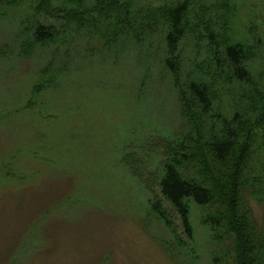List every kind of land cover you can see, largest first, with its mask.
<instances>
[{
	"label": "rangeland",
	"instance_id": "rangeland-1",
	"mask_svg": "<svg viewBox=\"0 0 264 264\" xmlns=\"http://www.w3.org/2000/svg\"><path fill=\"white\" fill-rule=\"evenodd\" d=\"M229 4L231 41L254 48L248 65L264 84V0ZM20 11L0 20V264L226 263L228 244L210 242L199 207L189 204L190 242L158 187L160 144L181 127L169 75L155 59L164 56L162 36L109 56L98 42L82 45L69 27L66 46L21 60L14 42ZM179 48L183 73L208 65L204 39L196 45L188 36ZM50 50L53 69L66 63L67 75L34 97ZM127 155L131 168L122 162ZM251 206L262 226L264 207ZM161 243L172 244L176 261Z\"/></svg>",
	"mask_w": 264,
	"mask_h": 264
},
{
	"label": "trees",
	"instance_id": "trees-1",
	"mask_svg": "<svg viewBox=\"0 0 264 264\" xmlns=\"http://www.w3.org/2000/svg\"><path fill=\"white\" fill-rule=\"evenodd\" d=\"M201 3L0 0V20L21 10L23 17L14 37L21 60H28L40 48L57 51L56 47L66 46L69 27L81 35L82 45L98 42L109 56L121 55L129 43L143 46L161 35L164 56L157 54L155 59L169 75L181 121L180 130L160 144L161 195L178 213L190 242L189 204L194 202L210 242L228 244L224 264H264V224L257 223L251 206L254 201L264 207V84L248 65L257 53L252 46L231 41L235 8L229 0L210 7ZM188 36L196 45L205 40L208 65L183 73L179 45ZM47 53L51 61L39 71L42 85L34 87V97L54 89L55 81L68 72L66 63L54 70L56 52ZM127 159L129 155L122 162L131 168ZM151 210L168 224L157 204H151ZM161 247L176 261L172 244L161 243ZM211 264L223 263L213 257Z\"/></svg>",
	"mask_w": 264,
	"mask_h": 264
}]
</instances>
